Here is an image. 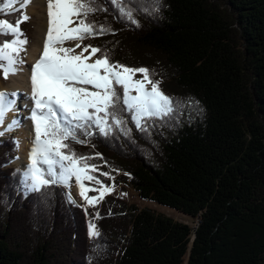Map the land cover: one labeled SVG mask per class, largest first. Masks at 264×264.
<instances>
[{"label":"trees","instance_id":"16d2710c","mask_svg":"<svg viewBox=\"0 0 264 264\" xmlns=\"http://www.w3.org/2000/svg\"><path fill=\"white\" fill-rule=\"evenodd\" d=\"M124 3L138 26L112 0H95L88 20L112 33L82 46L149 69L179 102L176 111L146 120L147 131L121 112L128 135L113 125L107 136L93 129L87 144L65 143L92 157L88 163L105 184L111 180L100 173L119 174L141 197L196 219V226L112 194L95 214L70 202L63 186L27 194L21 171L6 166L16 146L6 137L0 264H264V0ZM22 12L0 11V20L15 23ZM89 222L99 236L90 238Z\"/></svg>","mask_w":264,"mask_h":264},{"label":"snow or ice","instance_id":"6c2138e0","mask_svg":"<svg viewBox=\"0 0 264 264\" xmlns=\"http://www.w3.org/2000/svg\"><path fill=\"white\" fill-rule=\"evenodd\" d=\"M16 2L7 0L10 6ZM153 2L158 3V0ZM19 3L20 9H24L31 0H19ZM94 4L95 0H47L48 27L42 52L30 74L32 107L28 119L33 124V140L29 164L21 180L29 191H40L53 184L70 189L74 183L87 204L103 199L114 186L91 175L90 171H98L96 165L88 163L92 157L78 155L65 141L87 144V137L94 134L93 129L107 136L113 125L128 135L131 130L125 127L127 121L121 112L130 115L138 130L147 131L146 120L171 116L179 103L160 89V82L151 79L147 68L110 62L106 52L91 45L84 46L79 53L75 48L64 47L66 42L74 40L76 48H80L86 38L112 33L110 27L88 20L89 15L98 10ZM112 4L122 18L138 26L134 9L124 0H112ZM142 10L148 11L147 8ZM28 19L22 12L15 23L0 20V35L12 37L0 41V77L3 79L16 75L25 63L21 53L26 52L28 40L20 24ZM89 49L90 54L85 56ZM98 52L101 55L89 62ZM137 73L142 74V78H134ZM18 95L0 92V136L19 127L18 120H12L5 127L7 114L15 109L14 98ZM80 134L85 139H81ZM15 143L18 148L19 141ZM100 175L111 179L106 172ZM85 180L94 181L99 187L89 188ZM89 191H97L99 195L89 197ZM69 201L75 203L70 193ZM88 234L90 238L100 234L92 222L88 224Z\"/></svg>","mask_w":264,"mask_h":264},{"label":"bare ground","instance_id":"6f19581e","mask_svg":"<svg viewBox=\"0 0 264 264\" xmlns=\"http://www.w3.org/2000/svg\"><path fill=\"white\" fill-rule=\"evenodd\" d=\"M16 4L17 7H20L19 0H17ZM26 8V15L29 19L21 23L20 27L28 40L25 46L26 52L21 53L25 63L20 66V71L16 75H10L7 79L0 77V92L19 94L14 98L16 101L15 109L7 114L5 120V127L12 120H18L19 127L11 132L5 133L14 132L18 134L19 151L13 164L20 166L23 171L26 170V166L29 164V152L33 140V124L32 121L28 119L30 108L32 107V101L29 99L31 95L30 74L32 66L36 63L42 52L43 42L48 27L47 0H31V3L27 5ZM70 42L72 41H68L65 44ZM90 52H86L84 55L88 56ZM94 60L95 57L92 55L89 62ZM134 78H142V74L137 73ZM148 87L150 88L151 86L148 85ZM21 100H23L22 107L20 104ZM70 189L73 197H77L81 202L87 204L80 195V189L75 186L74 183ZM24 190L29 191L25 188ZM87 195L89 196V193H87Z\"/></svg>","mask_w":264,"mask_h":264},{"label":"rangeland","instance_id":"374dc122","mask_svg":"<svg viewBox=\"0 0 264 264\" xmlns=\"http://www.w3.org/2000/svg\"><path fill=\"white\" fill-rule=\"evenodd\" d=\"M6 2H7V0H6ZM0 8H4L7 12H11V11H15V10L20 9V7H17L16 3L14 5H11V6L10 5H8V6L4 5L3 7H0ZM23 13H27V8L23 9ZM20 27H21V24H20ZM76 43H77V41L73 40L70 43L64 44V47L75 48L76 53H79V52L82 51L83 46H82V43H81V47L80 48H76ZM90 51H91V49H89V52ZM94 57H95V59L97 58L96 54L94 55ZM20 104H21V107H22L23 100H21ZM6 137L14 138L13 142L19 140L17 133H14V132L13 133H8V134L5 133L4 135L0 136V146L3 144L2 141ZM18 151H19V147L17 148V146H15V150L8 154L9 157H10V159H9L10 161H9V163L6 164V166L16 167V169H18L19 171H21V173H23L24 171H23V169L20 166H18L17 164H13V161H14L16 155L18 154ZM7 152L8 151L5 149L2 153L7 155ZM106 173H108L109 176L111 177V179H110L111 182L109 184H107V185L114 186V190H112L111 192H107L104 196H106L107 194H112V195H115V196H119L121 198H125L129 203H136L137 205H139L141 207L145 206V205H148V206H151L152 208L157 209L158 211H160L162 213H165L166 215L174 218L177 221L184 222V223H189L192 226H196V224H195L196 223L195 222L196 219L189 218L186 215H184V214H182V213H180V212H178V211H176L174 209H171V208H169L167 206L160 205L157 202H154V201L152 202V201H150L148 199H144L143 197L140 196L138 191L129 182H127L126 180H123V179H119V177H118L119 174H113L111 171L110 172L107 171ZM90 174L95 177L94 172L90 171ZM105 177H107V176H105ZM107 178H109V177H107ZM84 184L87 187H89V188H93V187L98 188L99 187V185L95 184L94 181L89 182V181L85 180ZM64 189H65V192H66V194L68 196V200H69V193L71 194V189H69L67 187H64ZM21 190L25 191L23 189V185H22V189ZM25 192L27 194H29V193H31L33 191H25ZM88 193H89L90 197H95V196L99 195V192H97V191H89ZM71 198H72L73 201H75L74 204L83 207L84 210H91L93 214H95V209L98 207L99 203L102 200L101 199V200H99L98 202H96L94 204H84L77 197H73L72 194H71ZM89 217H90V213H89ZM98 230L100 231L99 228H98Z\"/></svg>","mask_w":264,"mask_h":264}]
</instances>
